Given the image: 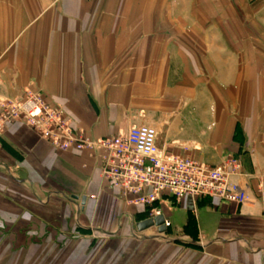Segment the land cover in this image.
<instances>
[{
  "label": "crops",
  "instance_id": "obj_1",
  "mask_svg": "<svg viewBox=\"0 0 264 264\" xmlns=\"http://www.w3.org/2000/svg\"><path fill=\"white\" fill-rule=\"evenodd\" d=\"M27 93L90 138L151 126L166 152L236 158L233 182L264 188V0H0V95ZM1 144L0 264H264L259 203L165 197L167 233L139 232L147 208L109 189L99 159L20 123Z\"/></svg>",
  "mask_w": 264,
  "mask_h": 264
},
{
  "label": "built area",
  "instance_id": "obj_2",
  "mask_svg": "<svg viewBox=\"0 0 264 264\" xmlns=\"http://www.w3.org/2000/svg\"><path fill=\"white\" fill-rule=\"evenodd\" d=\"M17 123L59 153L88 152L99 159L109 189L129 205L147 208L148 220L162 215L155 205L165 197L177 202L190 197L236 205L259 203L264 209V188L253 196L233 182L244 175L240 160L229 158L212 166L187 155H172L158 146L154 127L137 126L125 136L94 139L77 130L65 110L41 94L27 93L22 101L0 95V151L1 139ZM165 226L170 223L165 221Z\"/></svg>",
  "mask_w": 264,
  "mask_h": 264
},
{
  "label": "water",
  "instance_id": "obj_3",
  "mask_svg": "<svg viewBox=\"0 0 264 264\" xmlns=\"http://www.w3.org/2000/svg\"><path fill=\"white\" fill-rule=\"evenodd\" d=\"M83 201H85V199ZM154 227L157 228L159 234L167 233L164 216H159L154 219H149L137 225V229L139 232H144Z\"/></svg>",
  "mask_w": 264,
  "mask_h": 264
},
{
  "label": "rangeland",
  "instance_id": "obj_4",
  "mask_svg": "<svg viewBox=\"0 0 264 264\" xmlns=\"http://www.w3.org/2000/svg\"><path fill=\"white\" fill-rule=\"evenodd\" d=\"M133 244H137L138 247H140V246L143 247V246H144V244H142L141 242H133ZM146 244H147V243H146ZM156 244H157V245H153V246H152V251H153V252L157 251V250L159 249V246H160V245H162V244L164 245V242H162V244H160V243H156ZM164 246L167 247V248H172V247H173V246H169V247H168V246H166V245H164ZM142 247H140V249H141ZM140 249H136V250L138 251V250H140ZM152 263L154 264V263H156V261L154 260Z\"/></svg>",
  "mask_w": 264,
  "mask_h": 264
}]
</instances>
